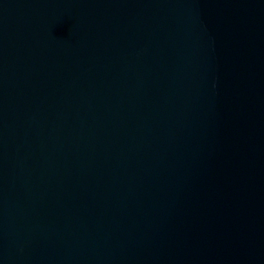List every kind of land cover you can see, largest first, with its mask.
<instances>
[{"label": "water", "instance_id": "water-1", "mask_svg": "<svg viewBox=\"0 0 264 264\" xmlns=\"http://www.w3.org/2000/svg\"><path fill=\"white\" fill-rule=\"evenodd\" d=\"M0 264H264V0H0Z\"/></svg>", "mask_w": 264, "mask_h": 264}]
</instances>
